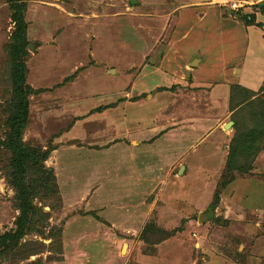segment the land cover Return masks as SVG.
I'll return each instance as SVG.
<instances>
[{
    "label": "rangeland",
    "instance_id": "374dc122",
    "mask_svg": "<svg viewBox=\"0 0 264 264\" xmlns=\"http://www.w3.org/2000/svg\"><path fill=\"white\" fill-rule=\"evenodd\" d=\"M263 8L25 0L23 141L49 149L52 179L2 264H264V148L248 171L226 165L233 138L264 123ZM11 12L0 0V140ZM10 156L0 145V234L18 214Z\"/></svg>",
    "mask_w": 264,
    "mask_h": 264
},
{
    "label": "trees",
    "instance_id": "16d2710c",
    "mask_svg": "<svg viewBox=\"0 0 264 264\" xmlns=\"http://www.w3.org/2000/svg\"><path fill=\"white\" fill-rule=\"evenodd\" d=\"M6 1L12 10L11 18L15 22L8 44L10 63L9 65L7 64V80L13 94L12 99L8 100L7 103V116L4 122L6 137L4 140H0V145L8 149L11 154L12 166L6 172L8 173L9 183L15 189V206L18 214L14 221L15 228L0 234V264L9 257V251L17 246L16 243L22 235L32 231V228H34L37 220L32 218L39 216V213L32 204V200L36 193L41 192L42 185L48 184L50 179H52L51 172L44 165L49 149L34 148L23 141V132L28 124L29 116L28 95L32 91L27 83V67L23 59L27 53L29 43L26 36V22L22 12L25 7V0ZM255 121L253 120L254 126L248 129L247 134L236 136L232 140L226 163L230 172V174L227 173L229 178L234 176V173L231 172L232 168H238L236 165H240L238 164L240 161L238 157H241L243 161L248 160L243 165V170L248 171L250 166L248 151L254 148L251 152L254 155L261 148H264V123H260V121L255 123ZM226 181H230L227 176L225 183ZM225 183L220 184V186L224 187ZM218 201L219 192L216 191L209 208L213 210ZM40 221L39 219L38 223ZM30 226L32 227L30 228ZM35 230L39 232L38 228Z\"/></svg>",
    "mask_w": 264,
    "mask_h": 264
},
{
    "label": "water",
    "instance_id": "95a60500",
    "mask_svg": "<svg viewBox=\"0 0 264 264\" xmlns=\"http://www.w3.org/2000/svg\"><path fill=\"white\" fill-rule=\"evenodd\" d=\"M29 47H31V45H29ZM232 123H233V121H231V120L228 121V122L224 125L225 128H228ZM182 169H183V166H181V167L179 168V171H178V172H181ZM206 216H207L206 213H201V214L199 215V217H198V220H202L203 218H206Z\"/></svg>",
    "mask_w": 264,
    "mask_h": 264
},
{
    "label": "built area",
    "instance_id": "2783aa9c",
    "mask_svg": "<svg viewBox=\"0 0 264 264\" xmlns=\"http://www.w3.org/2000/svg\"><path fill=\"white\" fill-rule=\"evenodd\" d=\"M238 5H240V4H237L236 2H233L230 7L232 9H237V7H239Z\"/></svg>",
    "mask_w": 264,
    "mask_h": 264
},
{
    "label": "crops",
    "instance_id": "0c3cea01",
    "mask_svg": "<svg viewBox=\"0 0 264 264\" xmlns=\"http://www.w3.org/2000/svg\"><path fill=\"white\" fill-rule=\"evenodd\" d=\"M257 3V2H256ZM244 3L243 2H240V5H239V7L237 8V9H241L244 5H243ZM231 10H233L232 8H231ZM264 14V13H263ZM262 15V14H261ZM247 24H250V23H247ZM196 60V59H195ZM194 61V60H193ZM192 61V62H193Z\"/></svg>",
    "mask_w": 264,
    "mask_h": 264
}]
</instances>
